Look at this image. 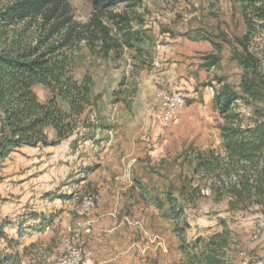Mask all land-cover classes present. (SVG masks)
<instances>
[{
	"label": "rangeland",
	"instance_id": "obj_1",
	"mask_svg": "<svg viewBox=\"0 0 264 264\" xmlns=\"http://www.w3.org/2000/svg\"><path fill=\"white\" fill-rule=\"evenodd\" d=\"M65 1L76 24L90 22L91 0ZM111 12L130 20L133 34L141 43L127 48L119 35L122 48L107 55L99 45L95 50L85 42L77 46L74 76L78 81L91 78L95 104L83 118L87 116L86 125L93 128L111 127L117 111H145L153 116L159 108L157 90L180 89L187 94L185 123L164 127L177 128L180 139L172 143L161 161L151 160L133 169L128 179L130 191L138 187L143 193L132 198L135 207H140L132 216L136 219L132 232L135 251L146 252L137 264H180L184 258L167 194L181 198L183 184L193 175L197 154L206 155L220 141L216 130L220 120L213 106L220 83L241 90L244 70L234 53L241 52L237 41L246 33L242 11L236 0H128ZM252 51L261 58L264 40L255 39ZM214 61L217 65L209 66ZM35 91L42 102L50 98L42 86ZM71 160L64 149H25L0 166V224L13 225L8 233L19 239L20 227L26 230L35 226L28 219L34 214L53 219L42 232L23 234L19 250L22 254L25 248L31 251L23 264H60L77 236L86 246L82 229L94 230L93 210L82 216L78 208L87 196L98 198V208L101 194L95 188H86L92 167ZM51 195L54 198L49 200ZM202 195L205 197L195 204L183 206L190 227L187 241L211 235L224 221L234 236L235 264H264L263 215L257 209L232 212L227 200L216 202L205 191Z\"/></svg>",
	"mask_w": 264,
	"mask_h": 264
},
{
	"label": "trees",
	"instance_id": "obj_2",
	"mask_svg": "<svg viewBox=\"0 0 264 264\" xmlns=\"http://www.w3.org/2000/svg\"><path fill=\"white\" fill-rule=\"evenodd\" d=\"M91 1L90 22L79 25L65 0H0V166L22 149L56 147L76 136L75 148L87 139L81 132L93 126L83 117L95 104L91 78L78 81L74 76L73 54L79 44L93 50L99 45L107 55L122 48L119 35L127 48L141 43L130 20L111 12L128 0ZM236 2L246 33L237 41L241 52L235 51L234 59L244 75L240 91L222 81L213 99L221 147L197 154L181 198L167 194L184 258L180 264H235L234 236L224 221L211 235L187 241L190 227L183 206L205 197L204 191L216 202L227 200L232 212L257 209L264 217V53L260 58L252 51L255 39L264 40V0ZM38 86L49 91L47 101L39 99ZM28 219L36 224L28 230L20 227L19 239L8 233L10 222L0 224V264H23L31 253L19 250L23 234L40 233L53 222L35 214Z\"/></svg>",
	"mask_w": 264,
	"mask_h": 264
},
{
	"label": "crops",
	"instance_id": "obj_3",
	"mask_svg": "<svg viewBox=\"0 0 264 264\" xmlns=\"http://www.w3.org/2000/svg\"><path fill=\"white\" fill-rule=\"evenodd\" d=\"M208 101L210 99H207V105ZM186 117L187 114L183 112L177 124H184ZM112 119L114 123L111 127L105 125L83 130L88 133L87 139L79 142L75 148L73 143L76 136L59 146L37 150L58 152L64 149L72 156L71 162L77 161L84 167H92L86 188L98 190L102 202L93 213L94 230L86 227L87 230L83 228L82 231L83 241H86L94 263L137 264L146 252L135 251L132 232L136 219L132 216L136 215L140 207H135L132 198L143 193L139 192L138 187H135L136 192L130 191L128 179L133 169L137 170L151 160L161 161L166 157L164 155L172 149V143L180 139V134L176 132L177 128L159 126L150 112L117 111ZM216 130L220 135L219 129ZM205 135L208 133L205 132ZM219 139L213 149L221 147V136ZM208 146L205 145L206 148Z\"/></svg>",
	"mask_w": 264,
	"mask_h": 264
},
{
	"label": "built area",
	"instance_id": "obj_4",
	"mask_svg": "<svg viewBox=\"0 0 264 264\" xmlns=\"http://www.w3.org/2000/svg\"><path fill=\"white\" fill-rule=\"evenodd\" d=\"M155 96L159 103V108L153 115L157 124L161 127H169L176 124L187 106V103H181L180 89H176V100H169L168 97H162L160 93H155ZM97 204L98 198L94 196V198L91 199V202H85L82 205V210L92 209L94 212L97 208ZM83 248L70 246L67 249V251L74 252L73 262H70L69 264H95L94 259L91 256L83 255Z\"/></svg>",
	"mask_w": 264,
	"mask_h": 264
},
{
	"label": "bare ground",
	"instance_id": "obj_5",
	"mask_svg": "<svg viewBox=\"0 0 264 264\" xmlns=\"http://www.w3.org/2000/svg\"><path fill=\"white\" fill-rule=\"evenodd\" d=\"M156 93H160L162 95V97H168L169 100H176V90H169V91L157 90ZM180 97H181V103H187L188 102V100H187L188 97H187V94L185 92L180 91ZM92 198H94V197L87 196L83 199L81 206L78 208V215L87 216L90 214L92 209H83L82 210V205L85 202H91ZM79 238H80V236H77V239H76L73 247H76V248L86 247L83 245V243L80 241ZM83 255L92 257L91 253L88 251L87 248H83ZM73 259H74V252L66 251L65 255L59 260V262H60V264H69L70 262H73Z\"/></svg>",
	"mask_w": 264,
	"mask_h": 264
}]
</instances>
